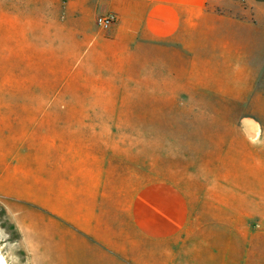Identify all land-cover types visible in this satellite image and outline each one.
Returning <instances> with one entry per match:
<instances>
[{"label":"crops","instance_id":"1","mask_svg":"<svg viewBox=\"0 0 264 264\" xmlns=\"http://www.w3.org/2000/svg\"><path fill=\"white\" fill-rule=\"evenodd\" d=\"M95 14L112 15L111 26H97ZM63 19L82 46L69 73L84 82L101 80L105 65L122 69L135 46L150 45L159 68H187L198 88H264V0H68ZM45 104L44 115L5 130L22 138L8 156L17 158L14 173H28V194L0 189L29 204L32 262L34 253L46 262L52 253L54 264H264V227L229 228L228 199L220 200V215L206 213L204 226L186 231L191 209L177 184L118 191L117 168L103 164L112 155L113 119L92 115L85 103ZM255 122L244 113L238 124ZM232 218L245 222L247 214ZM184 231L188 245L178 241Z\"/></svg>","mask_w":264,"mask_h":264},{"label":"rangeland","instance_id":"2","mask_svg":"<svg viewBox=\"0 0 264 264\" xmlns=\"http://www.w3.org/2000/svg\"><path fill=\"white\" fill-rule=\"evenodd\" d=\"M67 1L0 0V189L28 194V173H14L17 158L8 156L22 138L5 130L44 115L46 102L85 103L92 115L114 120L107 126L112 155L103 164L117 168L111 179L118 191L158 180L177 184L191 209L186 231L204 226L206 213L220 215L222 198L229 228L264 227V88H198L187 68H159L150 45L135 46L122 69L105 65L101 80L70 76L82 46L62 28ZM244 113L257 120L249 129L238 124ZM18 152L26 148L20 144ZM238 212L247 214L245 222L233 220ZM185 233L178 241L188 245ZM0 252L7 264H54L52 253L47 262L34 253L32 262L29 204L1 192Z\"/></svg>","mask_w":264,"mask_h":264},{"label":"built area","instance_id":"3","mask_svg":"<svg viewBox=\"0 0 264 264\" xmlns=\"http://www.w3.org/2000/svg\"><path fill=\"white\" fill-rule=\"evenodd\" d=\"M113 22V16L106 14V15H99L97 17V24L103 29H108Z\"/></svg>","mask_w":264,"mask_h":264},{"label":"bare ground","instance_id":"4","mask_svg":"<svg viewBox=\"0 0 264 264\" xmlns=\"http://www.w3.org/2000/svg\"><path fill=\"white\" fill-rule=\"evenodd\" d=\"M0 264H7L5 258L2 256L1 252H0Z\"/></svg>","mask_w":264,"mask_h":264}]
</instances>
